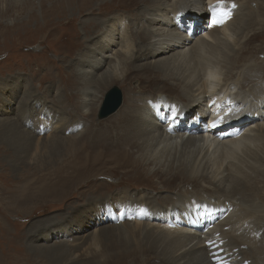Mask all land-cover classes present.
<instances>
[{
  "label": "rangeland",
  "instance_id": "obj_1",
  "mask_svg": "<svg viewBox=\"0 0 264 264\" xmlns=\"http://www.w3.org/2000/svg\"><path fill=\"white\" fill-rule=\"evenodd\" d=\"M124 3L0 0V264H170L159 253L157 246L161 242L151 232L153 226L146 232L145 225L129 221V214L120 217L112 209L118 210V205L124 207V200L140 203L139 195L146 199L155 196L144 209L167 207L172 199L163 203L162 197H174L182 191L186 193L185 199L193 193L221 197L226 200L224 203L236 196L212 194L218 185L209 188L211 182L205 175L192 179L189 174L179 172L181 177L174 180L173 175L178 171L168 172L152 161L143 164L156 168L152 169L153 176L150 175L152 183L155 182L151 185L147 174L134 170H143L142 167L123 168L112 161L118 147L114 143L110 145L111 137H120V131L117 125L110 132L108 128L118 123L117 118L123 113L126 101L133 97L134 89L140 95L144 94L143 89L146 97L159 94L143 88L149 80L146 75L133 70L126 85L111 84L100 90L96 98L90 94L92 100L84 114L82 82L78 77L82 59L102 48L95 44L112 22L118 21L124 34L147 28L148 20L142 17L139 24L132 16L136 9L127 11ZM208 18L207 12L204 24ZM96 23L101 25L99 29ZM252 35L255 32L245 40L250 39L246 49L254 60L246 65L250 61L247 60L245 67L241 66L246 76L234 77H248L253 82L260 79L264 84V36L252 39ZM137 57L140 59L134 64L147 63L141 55ZM150 75L160 83L169 81L158 72ZM113 87L122 91V106L115 114L99 120L102 102ZM127 87L133 91L128 92ZM190 95L183 94L180 100L191 106ZM63 117L77 130L56 137L51 128ZM163 119L167 120L165 116ZM147 140L138 141L144 160ZM105 145L108 154L99 163L93 162ZM139 150L127 144L123 147V152L134 156L140 155ZM252 176L262 188H256L260 193L247 191L244 203L250 209L264 210V176H260L262 180L258 175ZM166 178L171 180L164 183ZM235 184L242 187L241 181L232 187ZM169 223L175 224L171 220Z\"/></svg>",
  "mask_w": 264,
  "mask_h": 264
},
{
  "label": "bare ground",
  "instance_id": "obj_2",
  "mask_svg": "<svg viewBox=\"0 0 264 264\" xmlns=\"http://www.w3.org/2000/svg\"><path fill=\"white\" fill-rule=\"evenodd\" d=\"M118 1L125 2L127 11L136 9L132 16L139 24L142 17L148 20L147 28L124 34L120 23L112 22L95 44L102 48L82 59L78 77L82 82L84 114L93 96L99 97L100 90L111 84L123 82L126 85L133 70L149 77L144 89H153L152 92L159 94L146 97L143 89L140 88L143 95L134 89L135 95L126 101L118 123L108 128L110 132L117 125L120 131V137H111L110 145L114 143L118 147L112 161L123 168L142 167L143 170H134L147 174L151 185L155 182L152 183L150 175L153 176L152 169L156 168L143 166L150 161L168 172L178 171L174 172V180L181 177L179 172L189 174L192 179L205 175L211 182L209 188L218 185L212 188V194L226 198L236 196L224 203L226 200L221 197L193 193L185 199L186 193L182 191L174 197H162L163 203L165 199H172L167 207L144 209L155 196L146 199L139 195L140 203L130 204L124 200V207L118 205V210L112 211L120 217L129 214V221L145 225L146 232L153 226L156 230L150 228L151 232L161 242L157 246L159 253L170 264H264V210L250 209L244 203L247 191L259 192L257 189L262 188L252 175L264 176V84L258 81L260 79L253 82L248 77H234L244 74L241 66L245 67L247 60L250 61L246 65L252 64L253 58L246 49L250 39H245L253 32L252 39L264 36V0ZM207 12L210 18L204 24ZM223 13L229 14L224 23L213 25V16L221 19ZM95 26L101 27L99 23ZM251 26L258 27L251 29ZM190 27L195 29L194 37L188 36ZM138 54L146 64H134L140 59ZM154 72L169 81L157 82L150 75ZM127 91L133 90L127 87ZM90 94H93L91 98ZM183 94L190 95L191 106L181 101ZM213 108L220 111L219 116L210 115ZM208 115L209 124L204 122ZM240 120L245 121L240 123ZM212 122H216L215 127ZM199 123L197 128L189 126ZM204 126L209 130L204 131ZM74 129L77 130L64 117L51 128L57 133L56 137ZM142 138L149 143L146 160L138 146ZM126 144L140 149V155L123 152ZM106 148L107 145L101 147L93 162L102 161L108 154ZM168 180L171 178L163 182ZM239 181L241 188L236 184L232 187ZM114 195L118 197L117 193ZM93 207L96 208V203ZM170 220L174 226H170Z\"/></svg>",
  "mask_w": 264,
  "mask_h": 264
},
{
  "label": "water",
  "instance_id": "obj_3",
  "mask_svg": "<svg viewBox=\"0 0 264 264\" xmlns=\"http://www.w3.org/2000/svg\"><path fill=\"white\" fill-rule=\"evenodd\" d=\"M123 102L122 91L118 87L112 88L105 96L104 101L99 110L98 118L106 119L115 114L121 107Z\"/></svg>",
  "mask_w": 264,
  "mask_h": 264
},
{
  "label": "snow or ice",
  "instance_id": "obj_4",
  "mask_svg": "<svg viewBox=\"0 0 264 264\" xmlns=\"http://www.w3.org/2000/svg\"><path fill=\"white\" fill-rule=\"evenodd\" d=\"M228 15H229L228 13H223V14H222V17H223V18H221V19H217L215 16H213V19H212V23H213V25L224 23V19H226V18L228 17ZM173 119H174V117H173ZM220 120H221V122H222L223 118L221 117ZM213 126H214V127L216 126V122H213Z\"/></svg>",
  "mask_w": 264,
  "mask_h": 264
}]
</instances>
